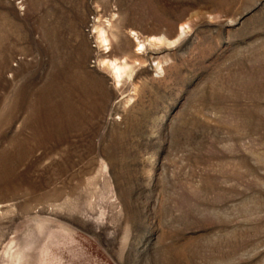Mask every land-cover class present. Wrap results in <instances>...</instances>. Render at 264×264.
<instances>
[{
  "label": "rangeland",
  "instance_id": "1",
  "mask_svg": "<svg viewBox=\"0 0 264 264\" xmlns=\"http://www.w3.org/2000/svg\"><path fill=\"white\" fill-rule=\"evenodd\" d=\"M0 264H264V0H0Z\"/></svg>",
  "mask_w": 264,
  "mask_h": 264
},
{
  "label": "bare ground",
  "instance_id": "2",
  "mask_svg": "<svg viewBox=\"0 0 264 264\" xmlns=\"http://www.w3.org/2000/svg\"><path fill=\"white\" fill-rule=\"evenodd\" d=\"M185 24L180 25L178 36H183L187 33L188 27H184ZM96 40L98 45L101 48H106V53H109L108 46H110V40L108 39L107 35L105 34V31L102 29H99L96 33ZM134 38L137 41V43L134 45V47H138V49L134 52H127L121 55L120 58H114L113 56L109 59L104 58L99 63L100 66L103 68V70L107 71L111 78L113 79L114 83L116 85H119L121 82L125 80V78H129L131 76L133 66L135 64L137 65H143L145 60L143 55H140L139 51L145 50V45H148L149 47L158 48L159 46L165 44V45H171L173 42H169V39L167 40L164 36L161 37H150L149 39H142L137 34H134ZM110 48V47H109ZM105 53V54H106ZM156 69L159 68V63H156ZM160 69V68H159Z\"/></svg>",
  "mask_w": 264,
  "mask_h": 264
}]
</instances>
